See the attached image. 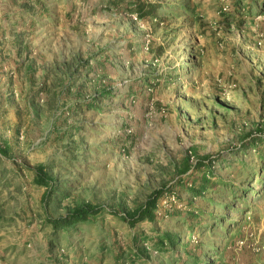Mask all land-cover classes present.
<instances>
[{
  "label": "rangeland",
  "instance_id": "rangeland-1",
  "mask_svg": "<svg viewBox=\"0 0 264 264\" xmlns=\"http://www.w3.org/2000/svg\"><path fill=\"white\" fill-rule=\"evenodd\" d=\"M260 137L264 0H0V264H264Z\"/></svg>",
  "mask_w": 264,
  "mask_h": 264
},
{
  "label": "trees",
  "instance_id": "trees-1",
  "mask_svg": "<svg viewBox=\"0 0 264 264\" xmlns=\"http://www.w3.org/2000/svg\"><path fill=\"white\" fill-rule=\"evenodd\" d=\"M155 7V6H151ZM145 11L144 9H139V16L141 18L144 17ZM264 142V137H260L259 139H256L255 141H252V144H260ZM205 159L209 158H200L199 164L207 166L204 164ZM36 181L40 186H48L50 183V178L45 173V169L43 166H40L37 169V177ZM208 181L206 180V183ZM161 196V193L159 191H154L145 204L139 208H137L135 211L127 215V217L124 218V221L131 226H135L136 224L140 222H144L146 220L153 221L155 218V212L157 210V204L158 200ZM101 209L99 207H96L92 204H87L81 207L76 208L72 213L68 214L66 217L58 219V220H50V224L54 226L56 230H66L69 229L79 223H85L87 222L91 217H96L101 213Z\"/></svg>",
  "mask_w": 264,
  "mask_h": 264
}]
</instances>
